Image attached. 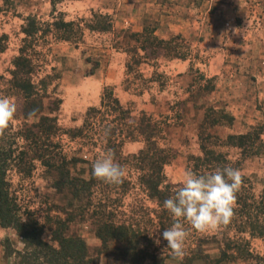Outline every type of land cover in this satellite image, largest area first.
<instances>
[{
  "label": "rangeland",
  "instance_id": "obj_1",
  "mask_svg": "<svg viewBox=\"0 0 264 264\" xmlns=\"http://www.w3.org/2000/svg\"><path fill=\"white\" fill-rule=\"evenodd\" d=\"M193 1L198 12L192 16ZM193 1L169 0L172 5L166 11L158 8L173 17L167 39H162L153 34L161 28L155 19L144 20L142 32L135 33L114 28L108 14L79 10L65 0H0V97H10L17 105L0 145L8 142L15 156H26L23 164L19 158L12 162L6 180L19 215H30L43 226L46 243L58 247L53 233L64 221L66 236L87 244L90 264H101L100 258L105 264H137L132 254L120 251L126 243L104 244L98 236L100 225L112 223L142 232L140 242L157 255V264H216L228 241L240 248L232 252L236 259L225 264H264V238L245 226L248 218L264 224V0L242 1V16L221 10L211 0ZM32 19L36 30L28 35ZM61 20L74 23L69 40L54 24ZM154 38L167 44L152 45ZM20 57L29 62V78L40 92L43 114L57 120V133L46 140L53 143L50 150L56 147L55 161L66 158L72 177L92 182L89 191L76 194L69 186H59L58 173L35 152L32 133L38 132L39 117H24V98L13 86ZM110 91L122 110L112 109L106 98ZM91 108L99 110L93 126L73 137L71 130L84 127ZM222 113L234 117L233 125ZM144 114L154 124L156 147L175 155L164 167L167 182L180 186L185 170L203 174L205 169L198 172L195 167L206 137L205 144L226 156L225 166L242 173V204L236 201L228 225L201 233L182 221L189 232L183 259L174 258L162 238L164 208L143 184L145 164L133 158L147 146L142 134L146 125H139ZM216 119L223 124L213 125ZM239 135L247 137L244 146L230 144L228 138ZM109 150L126 172L119 185L91 174L93 162ZM7 230L8 236L0 240V264H22L15 252L25 245L15 229Z\"/></svg>",
  "mask_w": 264,
  "mask_h": 264
},
{
  "label": "trees",
  "instance_id": "obj_2",
  "mask_svg": "<svg viewBox=\"0 0 264 264\" xmlns=\"http://www.w3.org/2000/svg\"><path fill=\"white\" fill-rule=\"evenodd\" d=\"M54 24L58 29L63 30L65 33L64 39L69 40V38H72L74 31L73 22L61 20L55 22ZM30 27L32 30H26L28 35H31L35 32L34 30H36V28L34 29V27H36L35 19H32ZM154 33L155 32H153V34ZM156 40L157 38H154V40H151L150 43L152 44ZM166 42L167 41L164 40H158L157 44L160 46L164 43L167 44ZM143 50L147 51L148 49L143 47ZM2 51L3 49L0 50V52ZM15 67L16 72H14L13 75L15 79L13 86L17 90L18 94L22 95L24 98L23 115L25 118H28V114L33 110H36L35 117H39L38 123L35 124L38 132L32 133L35 152L38 153L42 162L49 169L58 173L59 180L57 184L59 186H69L74 189L76 194L89 191L92 182L82 178L72 177L68 167L69 162L66 158L60 157V162L55 161L54 149H56V147L53 146L54 149L50 150L53 143L50 142L48 144L46 140L57 133V120L43 114L44 104L40 97V92L29 78L32 71L28 60L26 58H18L15 63ZM106 98L112 101L114 105V107L112 105L113 110H122L119 100L114 98L113 91L107 92ZM123 112L124 110L122 113ZM125 112L127 113L128 111ZM98 113V109L91 108L86 115L84 127L71 130L73 137L81 136L87 127H92L94 119ZM145 116L147 115L144 114L143 120L139 125H146L142 127V134L147 136V146L140 152L139 155H135L133 158L138 160L139 163L145 164L144 168H146L147 172L142 175L143 184L145 185L149 196L151 198H156L163 206V202L167 198L174 196L173 189L178 187V185L167 182L164 175V167L171 162L175 155L171 149H158L156 147V144L152 141L155 131L153 126L154 124L152 123L151 117L149 119V117L147 118ZM222 119H228L229 125H233L234 123L233 116L222 113ZM221 124L223 123L220 119H216L213 122V125ZM43 136H46L45 141L43 140ZM206 138L208 139H202L201 148L203 156L197 157V165L195 167V170L198 172L205 169L203 174L214 171L217 168L223 169L226 167L225 165L228 161L225 155L217 152L213 147L205 144L209 141V137ZM228 139L230 144L242 147L246 143L245 141L247 137L245 135H239L230 136ZM21 154H23L22 157L15 156V149L13 148V145L8 142L0 145V224L2 228L15 229L25 245L23 251H17L15 253L21 257L22 264H90V260H87V244L80 237L66 236V231L68 230L66 222H58V229L54 230V240L58 243V247L56 248L43 241L42 236L44 228L38 221L31 218L30 215H19L17 205L10 193L6 176L14 160L19 158V163L23 164L25 162L24 158L26 156H24V153ZM236 196L238 205H241V191H238ZM262 205H264V201L261 204V207L264 208ZM163 216L164 220L161 221V229L165 230L171 227L174 221L171 214L166 209L163 210ZM245 226H251V229L254 231H252L253 233H256L258 236L264 238V224H259L258 218H248L247 221H245ZM243 228L246 229L245 227ZM141 233L142 232L133 229L131 226H115L112 223H103L98 228V236L102 239L104 244H108L109 241L113 240L120 243H126L127 247L120 249V251L126 255L132 254V257L137 264H143L149 259L152 261V264H157V255L152 252L150 254L148 246H145L140 242L143 238V233ZM6 243L9 245L10 242L8 239H6ZM224 246L225 248L222 251L221 257L216 261V264H225L236 259V255L232 252L235 249H239L240 246L237 245V243L233 245V242L230 241L226 242ZM11 254L7 255L11 256ZM206 258L209 260V257ZM204 259L205 257H197V260Z\"/></svg>",
  "mask_w": 264,
  "mask_h": 264
},
{
  "label": "clouds",
  "instance_id": "obj_3",
  "mask_svg": "<svg viewBox=\"0 0 264 264\" xmlns=\"http://www.w3.org/2000/svg\"><path fill=\"white\" fill-rule=\"evenodd\" d=\"M235 33L239 29L233 30ZM17 105L10 97H0V137L4 136L14 121ZM36 110L28 114L32 119ZM91 174L106 184L119 185L126 175L125 169L116 162L111 150L100 154L92 164ZM243 183L242 173L231 166L197 175L185 170L180 186L173 189L174 196L163 202V208L172 216L174 223L162 232L174 258L183 259L185 241L189 232L182 221H186L201 233L216 232L230 223L234 216L236 194ZM159 242V241H157ZM105 264L104 258H100Z\"/></svg>",
  "mask_w": 264,
  "mask_h": 264
},
{
  "label": "crops",
  "instance_id": "obj_4",
  "mask_svg": "<svg viewBox=\"0 0 264 264\" xmlns=\"http://www.w3.org/2000/svg\"><path fill=\"white\" fill-rule=\"evenodd\" d=\"M68 2L70 7L78 8L79 10H86L94 9L98 10L103 14H108L113 17L114 28H121V29H132L135 33L142 32L141 25L144 24L145 21L151 19L156 20L158 24L161 26L158 30H156V35H161L160 38L167 39V33L169 19L173 18L172 16L165 15L164 13L161 14L159 12L160 7L164 8L166 11L168 5H172L165 0H65ZM179 1V0H176ZM193 1V0H189ZM209 0H206L208 2ZM213 4L217 5L219 8H223L221 10L237 12V16L239 15L240 11H242V1L244 3H248V0H211ZM165 3V4H164ZM210 3V1L208 2ZM147 7L150 8L147 11ZM189 10L192 12V16L194 13L198 12V6L195 5L193 1ZM220 10V11H221ZM263 14V12H262ZM151 15H154V18H150ZM264 16V15H263ZM145 20V21H144ZM262 22L264 21V17L260 18ZM172 25V24H171ZM172 29V28H171ZM170 29V30H171ZM262 33H264V27L260 28ZM161 33H160V32ZM166 33V34H164ZM263 42L264 41H260ZM264 63V62H263ZM214 65H211L210 68H214ZM216 74V73H215ZM211 75V76H215ZM262 73L259 75V79H262ZM3 236H8V230L2 228L0 226V240L3 239Z\"/></svg>",
  "mask_w": 264,
  "mask_h": 264
}]
</instances>
